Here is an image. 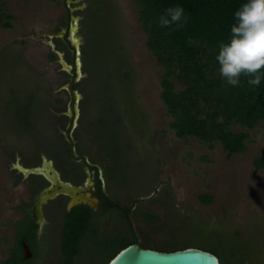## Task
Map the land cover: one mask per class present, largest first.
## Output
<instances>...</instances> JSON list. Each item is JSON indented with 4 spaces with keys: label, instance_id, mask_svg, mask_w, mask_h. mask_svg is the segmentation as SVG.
I'll list each match as a JSON object with an SVG mask.
<instances>
[{
    "label": "rangeland",
    "instance_id": "obj_1",
    "mask_svg": "<svg viewBox=\"0 0 264 264\" xmlns=\"http://www.w3.org/2000/svg\"><path fill=\"white\" fill-rule=\"evenodd\" d=\"M0 10L10 17L0 23V264L10 261L40 191L34 184L42 183L40 176L23 178L17 165L39 167L46 157L64 179L75 174L65 160L71 98L62 90L72 74L57 55L71 65L73 53L52 37L65 30L69 11L79 21L83 72L75 85L81 94L77 151L104 170L111 202L135 203L131 223L121 210L96 215L98 238L82 240L90 253L78 264H93L97 243L121 235L156 249L193 241L235 248L244 264H264V168L255 165L264 158L263 124L231 126L249 135L245 151L233 156L219 142L178 138L161 101L163 68L147 48L134 0H1ZM206 195L209 204L200 199ZM52 206L50 217L36 219L38 264L62 258L65 209ZM223 258L239 264L236 254Z\"/></svg>",
    "mask_w": 264,
    "mask_h": 264
},
{
    "label": "trees",
    "instance_id": "obj_2",
    "mask_svg": "<svg viewBox=\"0 0 264 264\" xmlns=\"http://www.w3.org/2000/svg\"><path fill=\"white\" fill-rule=\"evenodd\" d=\"M139 6V21L147 36V48L163 68L161 77V101L166 106L173 121L170 128L183 139L194 136L203 143H221L229 156L243 153L249 140L247 133H236L231 126L238 124L249 130L259 124L264 125V80L259 87L250 86L242 77L237 87L226 85L218 73L219 65L215 56L219 44L229 38V28L233 13L243 0H134ZM1 2V0H0ZM180 5L185 10L187 23L182 27H160L159 17L165 9ZM10 18L0 10V23ZM10 27V23H5ZM56 59V55L51 56ZM75 88H77L75 86ZM258 168H264V158L255 161ZM103 200L108 199L102 196ZM203 203H211L212 197L202 196ZM105 210L116 207L130 222L135 203L130 207L118 204L106 205ZM96 213L85 205L67 211L61 233L62 258L56 264H78V259L90 253L81 249L86 237L98 238L94 226ZM39 225L29 214L19 229L17 243L8 264H38L40 256L36 251ZM202 237L203 234H200ZM121 236H112L97 243L93 249V264H108L122 249L134 244L137 238L125 241ZM99 241V240H98ZM26 244L32 252L26 258ZM144 248H151L142 244ZM188 247L201 248L217 255L222 264L224 253L237 255V263L244 264L243 253L235 248L205 247L193 241L182 247L168 245L163 252H173ZM99 258V259H98ZM101 258V259H100ZM89 264V263H88Z\"/></svg>",
    "mask_w": 264,
    "mask_h": 264
},
{
    "label": "water",
    "instance_id": "obj_3",
    "mask_svg": "<svg viewBox=\"0 0 264 264\" xmlns=\"http://www.w3.org/2000/svg\"><path fill=\"white\" fill-rule=\"evenodd\" d=\"M77 27H70L68 30L53 35L52 37H63L69 34L70 44L73 48V62L69 65L64 59L62 53H57L62 69L73 75L72 80L62 88L70 94V106L67 111V116L70 118L69 126L67 130V140L71 145V154L73 157L76 155V141L73 136L75 129L77 128L78 120L80 117L79 103L81 100V94L75 88V85L82 79V60H81V44L80 40L76 39ZM42 165L39 167L25 168L21 165H17L24 177L30 175H39L45 177L52 183V186L44 190L39 196V205L44 204L50 199L56 198L58 195L64 194L71 198L68 204V210H71L77 205H88L91 209H97L100 207L98 198L92 197L90 193V187L94 185L93 181H89L88 188L75 187L69 182H63L61 180L60 172L55 168L52 159L46 157L43 158ZM48 167V171L45 169ZM37 215L43 218V212L41 207L37 206ZM26 251V258L32 257V252L29 247L24 244ZM108 264H222L220 258L209 251L196 247H188L173 252H163L151 248H144L142 244L137 240L134 244L122 249Z\"/></svg>",
    "mask_w": 264,
    "mask_h": 264
},
{
    "label": "clouds",
    "instance_id": "obj_4",
    "mask_svg": "<svg viewBox=\"0 0 264 264\" xmlns=\"http://www.w3.org/2000/svg\"><path fill=\"white\" fill-rule=\"evenodd\" d=\"M160 27L187 23L185 10L176 5L159 17ZM218 73L226 85L237 87L242 77L259 87L264 80V0H243L233 13L229 38L221 42L215 56Z\"/></svg>",
    "mask_w": 264,
    "mask_h": 264
},
{
    "label": "flooded vegetation",
    "instance_id": "obj_5",
    "mask_svg": "<svg viewBox=\"0 0 264 264\" xmlns=\"http://www.w3.org/2000/svg\"><path fill=\"white\" fill-rule=\"evenodd\" d=\"M70 25H71V27L76 26L77 29L79 28V21L71 15V11L68 12V20H67V23H66V26H65V30L64 31L68 30V28L70 27ZM55 35H57V34H55ZM54 38H56L58 40L59 39L62 40L63 45L68 44V48L73 53V48H72V46L70 44V40H69V34L66 33V35H64L63 37L56 36ZM72 78H73V75H72ZM68 126H69V124L67 125V127ZM67 127H66V130L64 131V136H65L66 141L69 143V141L67 140V137H66L67 136V133L69 132L67 130ZM69 146L70 147H69V149L67 151V154L69 156H67V154H66L67 157L65 158V160H66V163L69 164L68 168L73 169L74 172H75V174L74 175L69 174V177L70 178L64 179L63 173L60 171V169L56 165V162L53 161V162H55L54 163V166L56 165L55 168L60 172L61 180L63 182H69V183H71L75 187H82V188H88L89 187V181L90 180L93 181L94 185H92L90 187V193H91V196L92 197L98 198V203L100 205L99 208L92 209L96 213V215H98V216L99 215H103L105 212H107L108 210H112V209L119 210L116 207H110L109 209L105 210V207L104 206H105L106 201L103 200L102 196H104V197H106L108 199L106 205L116 204V203L111 202L110 199H109L108 185H106V183L103 182L104 181V178L106 180L104 170H102L98 165L92 163L89 160V158H88L87 155L81 154V153H79V151H77V149H78V143L77 142H76V151H77L76 152V155H77L76 158L73 157L72 154H71V150H70L71 149V145H70V143H69ZM42 163H41V165H42ZM83 175L85 176L84 182L83 183H76L75 181H78V179H80L81 177H83ZM30 176H36V177H38L39 175H30ZM30 176L24 177V175H23V178H29ZM39 178H41L42 183L39 184L38 182H36L34 184V188H36L37 186H39L40 191L37 194V196L34 197V199L32 201L33 212H30L28 214H31V216H33L35 219L42 221L46 216L47 217H50L47 214V212H48V209L49 208H51V210H52V208H53L52 205L54 204L55 208L56 209L58 208L57 209L58 211H60V209H62V207H64V209H65L64 216H65L66 212L67 211H70V210H68V204L71 201V198L69 196H67V195H64V194L58 195L56 198L50 199L47 202H45L44 204L39 205V200L38 199H39L40 194L44 190H46L47 188H49V187L52 186V183L49 180H47L45 177L40 176ZM37 189H38V187H37ZM37 206L38 207H41V209H42V212H43V218L42 219L37 215ZM77 206H80V205H77ZM85 206H88V205H85ZM47 207H49V208H47ZM64 216H63V223H64ZM95 221L96 220H94V223H96ZM95 225L96 224H94V226ZM40 228L41 227L39 226V229Z\"/></svg>",
    "mask_w": 264,
    "mask_h": 264
},
{
    "label": "bare ground",
    "instance_id": "obj_6",
    "mask_svg": "<svg viewBox=\"0 0 264 264\" xmlns=\"http://www.w3.org/2000/svg\"><path fill=\"white\" fill-rule=\"evenodd\" d=\"M45 169L48 171V167H45Z\"/></svg>",
    "mask_w": 264,
    "mask_h": 264
}]
</instances>
